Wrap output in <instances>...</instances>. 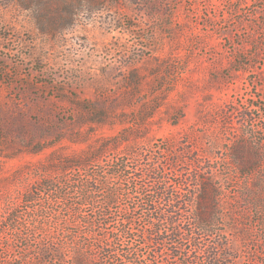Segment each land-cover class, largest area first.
Segmentation results:
<instances>
[{
  "label": "rangeland",
  "instance_id": "374dc122",
  "mask_svg": "<svg viewBox=\"0 0 264 264\" xmlns=\"http://www.w3.org/2000/svg\"><path fill=\"white\" fill-rule=\"evenodd\" d=\"M239 141L249 152L244 167L257 149L264 157V0H0V264H30L45 220L68 216L62 201L78 196L73 180L95 171L121 187L112 210L134 216L135 228L146 195L168 208L155 196L160 180L179 199L185 231L202 195L196 176L208 177L218 187V221L192 239L218 243L225 264H258L264 225L247 191L264 179V160L238 177L243 166L229 148ZM100 143L106 151L80 173L64 172L58 192L21 199L37 187L38 167ZM123 151L128 172L109 175ZM58 228L48 229L50 240L61 239ZM185 238L181 249L201 255ZM161 247L154 264H180Z\"/></svg>",
  "mask_w": 264,
  "mask_h": 264
},
{
  "label": "trees",
  "instance_id": "16d2710c",
  "mask_svg": "<svg viewBox=\"0 0 264 264\" xmlns=\"http://www.w3.org/2000/svg\"><path fill=\"white\" fill-rule=\"evenodd\" d=\"M123 140V139H122ZM107 144L100 143L88 151L74 153L68 156L55 157L49 161L48 166H43L42 169L37 168L34 174L37 176V187L35 190L32 186L28 191L22 193L21 199L25 202L35 201L34 194L45 190H58L56 183L64 182L63 173L67 170H75L81 172L85 167L94 165V162L106 151ZM229 150H234L232 155H238V159L243 167H236L238 177L242 176L244 179L252 175L261 166L264 157L262 153L255 151V161L251 163V167H244V158H247L249 153L246 149V142H233ZM130 152L123 151V153L116 159L110 161L107 168L109 175H125L127 171L126 154ZM180 157H177L173 164H177ZM98 168V166H96ZM158 167H152V172L158 179ZM88 175V179H74L76 182L74 187L78 188V196L72 197L75 200L62 201L68 202L65 207L68 208L69 214L64 217H49V221L45 220L46 226L42 228H58L61 233V239L57 241L50 240V230L42 232L41 240L34 245V255L30 264H154L156 257L162 253V247L166 248V252L179 261L180 264H225L224 254L220 251L218 243L214 245H204L199 238L193 237L194 230L201 232H208L216 221H218L217 212V195L218 187H215L208 177H200L197 175L199 181V190L202 195L195 206L193 212L192 228L185 231L179 224L178 210L180 205L176 204L179 199L174 198L167 186L162 185L159 180L156 183L154 192L156 198L164 199L168 202V208L161 211L156 204V200H152L150 195H146L145 199H141V207L144 208V213L140 216L143 225L134 227V216L128 212L124 215H117L112 206L118 202L121 195V187H115L108 181V175H100L98 173ZM52 173V174H51ZM61 176L55 179L52 176ZM200 177V179H198ZM202 178V179H201ZM100 185V186H99ZM69 188L70 185L66 183ZM60 193H65V189H60ZM101 192V195L98 193ZM258 198L256 204V223L264 225V179L260 178L255 190L248 189ZM248 196V194H247ZM138 198L131 203V210H135L140 201ZM185 202V201H184ZM182 203V202H181ZM85 206H89L90 212L83 210ZM93 207V209H92ZM130 209V208H129ZM49 210V211H48ZM53 212L55 211L52 209ZM42 212V210H41ZM44 212L52 213L51 209L44 207ZM13 211H9L6 219L9 220V227H14L11 223L14 220ZM39 215V214H38ZM45 217V215H44ZM181 217V216H180ZM73 218L77 223L83 225L82 229L77 226L70 225L69 219ZM13 229V228H12ZM52 231V230H51ZM139 233L140 239H134L132 236ZM190 236V241L201 255H187L188 252L181 249L178 244L179 240H187L186 236ZM129 238V239H127ZM132 239L140 242L137 246L131 243H124ZM167 245V246H165ZM149 246V249L146 247ZM152 246V248H150ZM71 249V251H69ZM71 252V254H70ZM178 263V262H177ZM179 264V263H178ZM258 264H264V256L258 261Z\"/></svg>",
  "mask_w": 264,
  "mask_h": 264
}]
</instances>
